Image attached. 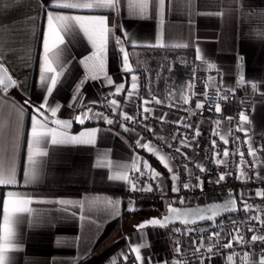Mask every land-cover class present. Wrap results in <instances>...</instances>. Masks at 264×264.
Wrapping results in <instances>:
<instances>
[{
    "label": "crops",
    "instance_id": "1",
    "mask_svg": "<svg viewBox=\"0 0 264 264\" xmlns=\"http://www.w3.org/2000/svg\"><path fill=\"white\" fill-rule=\"evenodd\" d=\"M42 2L44 0H0V61H5L9 74L20 85L10 88L7 93L0 91V158L15 159L19 181L18 186H0V225L3 223L2 201L7 198L8 191H18L34 198L30 205L33 214H22V222L18 225L17 242L22 250L10 253L12 264H129L124 261V255L134 258L135 254L130 248L139 244L150 245L141 248V255H150L153 264H199V261H204V264H258L260 252L264 250L245 251L248 253L247 260L244 259L245 252L181 259V254L191 256L194 247L208 245L204 236L196 234L201 230V225L187 227L192 229L191 232L179 224L165 228L150 226L137 232L134 225L150 215L161 214L168 203L177 201L175 204L188 205L203 200L178 203L176 192L171 191V173L159 160V156L164 155L168 158L169 166L174 167L169 155L146 138H143L142 143H149L153 152L137 146L135 141L141 135L136 134V131L125 132L119 126V115L112 114L111 110L109 114H104L116 121L112 125L103 120L90 119L86 121V126L73 123L71 130H65L71 136L85 129H98L94 145H53L48 138L42 145L47 155L36 157L39 167L36 181L29 185L23 183V172L28 166L27 142L31 137V115L34 114L23 102L30 98L35 104L42 95H47L39 81L43 32L47 29L46 11L41 10ZM55 3L56 0H52V4ZM166 3L163 28L164 43L168 45L166 48L146 46L156 43L161 33L159 17L153 18L151 9L148 18L134 16L128 10L127 0H123L118 11L101 10V13H110L109 26H114L116 36L117 31H120L121 38L125 39L122 34L126 31L135 41V47L124 45L129 52L133 70L134 56L157 52L185 55L190 61L188 72L192 74L195 67L197 76L208 78L211 89L220 88V96H227L236 89L240 91V104L248 116L244 125L247 143L251 145L257 138H264V0H193L191 5L188 0H166ZM47 10L56 11L54 8ZM217 12L222 15H216ZM62 14L89 13L70 10ZM66 43L70 55L65 58L71 60L70 73H66L67 79L61 77L63 85L57 86L49 101L53 107L56 104L61 106L56 117L69 119L82 110L80 105L68 107L73 103L72 97L77 95L75 86L89 75L79 61L90 56L94 49L82 32H78L74 39L66 38ZM177 44H187V47H172ZM197 47L201 60L195 59ZM209 64H215V68H209ZM105 71L116 83L123 79L126 90L131 91V74L122 72V54L112 39L107 46ZM241 75L244 84L240 83ZM253 83L257 84L256 89L251 87ZM171 89L170 92L162 93L145 90L147 98L144 99L150 100L154 95L169 104H190L191 89L187 85L180 88L173 86ZM109 91H114V86L106 85L101 75L96 81H85L79 98L84 103L100 102ZM127 91L120 96L107 98L117 99L120 109L129 114L134 95L129 99ZM182 96H188L189 103L185 104ZM96 105L92 106L93 112H98L94 109ZM147 107L152 110L144 113L147 117L154 115L160 118L167 114L166 120L180 119L168 112L155 111L151 103ZM47 126L57 128L48 123ZM205 126L206 123L201 126V136L189 141L190 147L182 149L191 157L189 160L197 165L201 163L205 145ZM154 133L165 141L169 138L168 131L155 129ZM98 161L104 162L106 166L98 168ZM144 161L148 162L151 169L161 173L160 179L166 194L158 204L129 197L131 191L126 181L109 179L114 173L127 170L129 179L135 180L139 173L134 171L133 165L144 171ZM256 166L258 173H264V163L260 159ZM147 171L149 175L140 177L138 181L141 186L150 179V170ZM154 181L160 183V180ZM257 190L263 189L246 193L239 200H244L250 206V211L264 221V198L255 195ZM93 197L119 199L121 204L118 211H113L104 205L102 199L92 203ZM60 199L72 200L73 203L61 205L57 203ZM129 200L133 201L131 205ZM80 202H83V207ZM129 206L134 207L135 211H128ZM241 208L244 209V206ZM176 228L180 232H175ZM196 241L200 243H194ZM177 247L182 248V251L177 253ZM229 255L233 256L232 261L227 259ZM132 264H136L134 259Z\"/></svg>",
    "mask_w": 264,
    "mask_h": 264
},
{
    "label": "snow or ice",
    "instance_id": "2",
    "mask_svg": "<svg viewBox=\"0 0 264 264\" xmlns=\"http://www.w3.org/2000/svg\"><path fill=\"white\" fill-rule=\"evenodd\" d=\"M170 2V0H168ZM193 0H188L189 5H191ZM123 3V0H56V3L53 5L52 0H44L41 4V10L46 11V19H47V29L43 32V55L40 58L39 62V81L40 86L43 90L46 91L47 95H42L41 100L35 104H33L29 99L24 100V105L29 106L34 113L31 115V137L27 142V168L23 172V183L25 185L32 184L36 181L39 167L38 161L36 159L37 156H46L47 152L42 150V145L50 138V142L53 145L57 144H77V145H94L96 143V135L98 129L91 128L85 129L81 131L78 135H67L66 131L69 129L73 123H79L80 125H84L86 121L90 119H99L103 120L109 125L114 124L116 121L109 118L108 115H105L101 112H93V105L99 103V101H90L88 103H84L80 100L81 88L83 87L86 80L90 79L92 81H96L100 78L101 75L104 77V83L108 86H114V91H109L106 93V97H116L120 96L126 90L125 83L123 79L121 82L116 83L113 78L107 74L105 71V58L106 51L109 40H114L115 45L119 46V52L122 54V72L125 74H131V91H127V96L129 99L133 97L134 94H137V81L138 76L133 74L134 70L130 64L129 52L125 50L124 45L129 44L133 47L136 46L135 41L131 39L129 34L125 31L122 35L125 39H122L121 36H116L114 34V26H109L108 14L110 13H101V10H111L118 11ZM127 7L129 12L134 16H139L141 18H148L149 10L151 9L153 18L159 17L161 33L157 38L156 43L146 45L147 47L152 48H166L168 45L164 43V17L165 10L167 7L166 0H127ZM49 8H54L56 11L47 10ZM77 10L88 12L86 15H68L62 14L63 11ZM216 15H222V13L217 12ZM78 32H82L83 36L87 38L88 42L91 44L94 51L90 56H86L79 61L80 64H83L87 72L88 76L85 77L84 80H81L75 86V91L77 95L72 97L73 103L69 104V108H75L77 105H80L82 110L79 111L74 118L69 119H55L52 120V117H56L57 113L60 110V105L56 104L54 107L51 106L49 101V97L53 96V92L57 89L58 85H63V81L61 77H65L67 79L66 73H70V59H66V55H70L68 44L66 43V38L72 37L73 39L78 34ZM70 42V41H69ZM144 46V45H141ZM172 47L184 48L187 47V44H177L172 45ZM196 60H201L200 49L196 48ZM241 59H243L241 57ZM209 68H215V64H209ZM171 71V67L167 69ZM195 73L190 78L187 87L189 89L194 88L195 81ZM211 79V77H209ZM240 83L244 84L243 75L240 76ZM18 81L13 79L12 75L9 74V69L5 67V61H0V91L7 93L9 88L19 87ZM253 89L257 88V84H251ZM218 98L223 100L227 99L226 96H219L220 88L216 89ZM208 86L205 85V99H207ZM138 95V94H137ZM183 102L185 104L189 103L188 96H182ZM162 104L163 101L157 99L154 95L151 97V100L144 99L142 101V112L140 115L143 116V119H148L147 115L144 113H150L152 110L147 107L149 103ZM106 107H109L111 113L119 115V126L125 131L130 132L134 131V129H130L125 122H131L133 124L138 123L137 117L133 115H129L127 112L120 109V105L117 99L113 98L107 101ZM171 107V105H169ZM204 104L201 102L195 103L196 109H203ZM119 109V112H118ZM21 114L23 113V108L20 109ZM222 109L219 103L215 104V113H221ZM50 113V115H49ZM164 114L160 117L161 122H169L165 120ZM195 115V112L192 113ZM227 121L231 122L233 117H226ZM43 121V122H42ZM248 121V116L245 112L241 111L239 113V122L237 124V131H245V123ZM54 123L57 128H50L47 126V123ZM177 125L183 124V127L186 129H193V135L191 137L183 136L179 140L180 147L176 148L175 151L183 157L185 160L191 159L182 149L188 148L191 146L189 143L190 140H195L197 137L201 136V131L198 127H194L192 124L184 123L183 118H180L176 121H173ZM214 124L216 125V129L213 130V136L218 137L220 141L223 142V145L227 146L229 144L228 136L230 133H221L219 131V126L221 124V120H215ZM147 131L152 132L153 129L147 127L145 125ZM172 139H176V136L173 135ZM238 140L239 137H236ZM143 137H138L136 139V145L147 149L150 152H153L154 149L150 146L149 143H142ZM168 148H171V144H167ZM211 147L214 150V156L220 157L221 153L217 148V140H211ZM248 155L253 157L252 163L255 164V156L256 149L249 145L247 149ZM233 155L239 156V162L237 163V169L239 170V175L236 176L237 180H243L245 178L251 179L243 169L242 166L246 165L247 161H245V153L236 150ZM222 156L224 159L217 158L215 159V163L219 165L227 164V158L229 157V150L227 147L224 148ZM159 160L163 163L164 167L171 173V180L173 182L171 191L179 192L180 188L177 186L179 181V174L174 171V167L169 166L168 158L164 155L159 156ZM98 168L106 166L104 162H97L96 165ZM185 170L191 175V170L187 168V164H185ZM199 168V171L205 172L206 169L200 165H196ZM133 169L135 172L139 173V176L135 178V180L129 179L128 171L122 170L114 173L109 177L111 180H120L126 181L128 183L129 191L131 192H152L153 186L151 183L145 182L143 186L138 183L140 177L148 176L150 170V179L152 180H160V183L157 184V187L162 191L163 189V181L160 179L161 173L150 168V165L147 161L143 162V169L140 167L133 165ZM231 172H221L215 183H220L225 181L228 176H230ZM258 179L264 181V176H260L258 173L256 174ZM196 183L193 184L191 181L183 183L184 189H194L200 188L203 191L204 182L200 180L199 177H196ZM19 181L17 178V167L15 164V159H4L0 158V186H18ZM244 193H240V196L243 197ZM257 197L264 198V190H257L255 192ZM7 198L3 199L2 207H3V223L0 225V264H12L13 258L10 256V253L21 251L22 248L20 243H18V225L22 222V214L27 213L28 215L33 214V208L30 205L34 202V198L28 196L25 193H21L18 191H8L6 193ZM86 200L88 198H85ZM101 199L106 207L112 209L113 211H118L121 201L119 199H112L109 197H93L91 198L92 203L100 202ZM184 198H181L178 203L183 204ZM57 203L61 205H69L72 204V200L60 199ZM133 201L129 200V205H131ZM173 203H177V201H173ZM80 206L83 207V202H80ZM245 212L250 211V206L245 204L244 209ZM128 211H135L134 207L129 206ZM237 209V201L235 198H230L225 201L222 205H211L204 209L201 208H186L180 209L173 207L172 204L168 206V215L164 216L162 219L160 218H151L147 221L140 222L135 225L134 228L137 232H141L148 226H159L161 228L167 227L170 223L175 220H179L181 224L186 226V230L191 232V228H187L189 225H193L197 220H209L215 222L217 216H220L222 212H236ZM205 212H210V215H205ZM249 222H255L260 219V217H248ZM233 232H230L228 235L230 239L227 240L226 243L219 245V247L227 248L229 250L232 249L234 244H244L245 239L244 236L240 232L239 220H233ZM218 227H223V225H217ZM253 227H249L248 231H254ZM175 232H180L179 228L174 230ZM221 236L220 232H213L208 239H219ZM142 238V237H141ZM129 239H131L129 237ZM251 242H253L255 246V242L258 240L264 241V235L257 236L252 235L250 237ZM194 243H200L196 241ZM150 245L147 244H139L135 247H131L130 251L134 253V258L129 257L127 254L124 255V261H128L129 264H132V261L136 262V264H153V258L150 255H141V248L148 247ZM202 246V245H201ZM177 253L182 251V248L177 247L175 249ZM208 252H213V247H208ZM200 254V248H193V255ZM229 261L233 260V256L229 255L227 257ZM244 259H248V253H244ZM123 264V262H122ZM199 264H204V261H199ZM258 264H264V252H260Z\"/></svg>",
    "mask_w": 264,
    "mask_h": 264
},
{
    "label": "built area",
    "instance_id": "3",
    "mask_svg": "<svg viewBox=\"0 0 264 264\" xmlns=\"http://www.w3.org/2000/svg\"><path fill=\"white\" fill-rule=\"evenodd\" d=\"M196 68L192 69V74L195 73V81L194 88L191 90V102L187 106L173 105L163 102L162 104L151 103V106L155 111H164L170 114L176 115L179 118H183L184 123L192 124L194 127H198L201 129L203 123H206L205 132L203 133L205 137V145L203 146V154L201 158L200 166L206 169L205 172L199 171V168L196 167V163L192 160H185L181 157L175 149L180 147L179 140L183 136L191 137L193 135V129H186L183 127V124L177 125L173 123V121L167 120L169 122H161L158 116H151L148 119H143L141 113V102L144 100V87L143 85L138 86L137 94H134L132 99V108L129 111V115H133L137 117L138 123L133 124L131 122H125L126 125L130 126L136 134L138 133L141 137L149 139L154 144H156L160 149L166 151V153L170 157V161L174 164L175 171L179 174V181L177 186L180 188L179 192L175 193V199L184 198L187 201H201L203 202L214 200L218 198H222L223 196H228L230 193H235L237 199L240 198V193H249L253 192L255 189H263L264 190V181L257 178V161L260 159L264 163V138L260 137L251 144L253 148L256 149L255 161L253 164V157L248 155L247 149L250 144L247 143L246 136L244 131H237V124L239 122V113L243 111V108L240 104V91L238 89L234 90L226 97L227 99H219L217 95V91L213 90L209 86V80L207 77H199L197 76ZM208 86L207 99H205V85ZM220 96V94H219ZM222 97V96H221ZM107 97H102L100 102L94 106V109L98 112L109 114L110 108L106 107ZM201 102L205 106L203 109H196L195 103ZM219 103L221 106V113H215V104ZM171 105V107L169 106ZM195 112V115L192 113ZM244 112V111H243ZM233 117L234 119L229 122L225 118ZM166 120V119H165ZM215 120H221V124L219 126V131L221 133H230L228 136L229 144L227 146L223 145V142L219 140L218 137L213 136V130L216 129V125L214 124ZM147 127L153 129L152 132L147 131L145 128ZM223 127V129H222ZM155 129H161L169 132V138L165 141L159 136H156L154 131ZM175 135L176 139H172V136ZM236 137H239L237 140ZM217 140V148L219 149L221 156L215 157L214 150L211 147V140ZM191 141V140H190ZM167 144H171L172 147L168 148ZM227 147L229 150V157L227 158V164L225 165H217L215 163V159L220 158L224 159L222 156L224 148ZM245 153V161H247L246 165L242 166L244 171L251 176V179H243L237 180L236 176L239 175V170L237 169V163L239 162V156L233 155L236 150ZM185 164H187V168L191 170V175L185 170ZM221 172H231L232 174L228 176V178L220 183H215L218 175ZM260 176H264V173H258ZM196 177H199L200 180L204 182L203 191L200 188L194 189H184L183 183L191 181V183L195 184ZM147 183H151L153 186L152 192H129L128 196L131 198H139V200H153L156 201L163 196H165V192L157 187V183L151 179H147ZM214 197V198H213ZM202 203V202H201ZM197 204V203H196ZM238 212L235 214H229L222 216L215 220V223L211 224L207 222L205 224H201V230L197 231V236H204L208 241V245L205 247H200V254L190 255L181 254V259L187 260L190 257H199L206 256L215 253H220L223 256H227L231 253H243L245 251H249L250 249H256L257 251L264 250V241L258 240L255 242V246L253 242H251L250 237L252 235L262 236L264 235V221L257 220L255 222H249L248 217H257L256 213L252 211L245 212L243 208H238ZM233 220H239V228L241 234L244 236L245 242L244 244H234L232 249L229 250L227 248L219 247L227 242L229 237V233L233 232ZM213 222V221H212ZM217 225H223V227H218ZM253 227L254 231H248L249 227ZM213 232H220L221 236L217 239H208L209 236L212 235ZM235 233L233 232V235ZM213 247V252H208V247Z\"/></svg>",
    "mask_w": 264,
    "mask_h": 264
},
{
    "label": "rangeland",
    "instance_id": "4",
    "mask_svg": "<svg viewBox=\"0 0 264 264\" xmlns=\"http://www.w3.org/2000/svg\"><path fill=\"white\" fill-rule=\"evenodd\" d=\"M187 58L183 54L174 52H157L155 54H143L139 57L134 56V74L138 76L137 88L143 85L144 97L147 98L145 90L162 93L172 91L171 88L173 86L180 88L187 85L192 77L188 72L190 61ZM169 67H171V71L167 70ZM148 201L154 204L159 203V199ZM239 203L240 207L245 205L242 199L239 200ZM210 223L213 224L215 222Z\"/></svg>",
    "mask_w": 264,
    "mask_h": 264
},
{
    "label": "water",
    "instance_id": "5",
    "mask_svg": "<svg viewBox=\"0 0 264 264\" xmlns=\"http://www.w3.org/2000/svg\"><path fill=\"white\" fill-rule=\"evenodd\" d=\"M9 89H8V91H9ZM51 119L52 120H55V119H64V118H61V117H52ZM48 124L53 125V126H56L54 123H51V122H48ZM72 128H73V124L67 130H71ZM230 194H231V198H235L236 199V201H237V209H238L239 208V201L237 199V196H235L236 194L235 193H230ZM230 194H228V196L227 195L226 196H223L222 198H218V199H214V200H209V201L202 202V203H197V204L179 205V204H175V203H168L166 205V207H165V211H163L161 214H159V215H150V216H148V217L140 220L137 224H139L140 222H143V221H147V220H149L151 218H160V219H162L164 216L168 215V206H169V204H172L173 207L180 208V209H186V208H191V209L201 208V209H204V208H206L208 206H211V205H222V204H224L225 201L230 198ZM237 212L238 211H236V212H222V214L220 216H217L216 219L221 218L224 215H228L229 216V214H235ZM204 214L205 215H210L211 213L210 212H205ZM207 222H209V220H197L195 224L189 225L187 227H193V226L205 224ZM178 224L180 226L186 227L185 225L181 224V222L179 220H175L174 222L170 223L168 226H170V225H178ZM148 227H150V226H148Z\"/></svg>",
    "mask_w": 264,
    "mask_h": 264
},
{
    "label": "trees",
    "instance_id": "6",
    "mask_svg": "<svg viewBox=\"0 0 264 264\" xmlns=\"http://www.w3.org/2000/svg\"><path fill=\"white\" fill-rule=\"evenodd\" d=\"M120 35H121L120 31H117V36H120ZM189 70H190V67H189ZM190 75H191V73H190ZM86 124H88V123H85V126H86Z\"/></svg>",
    "mask_w": 264,
    "mask_h": 264
}]
</instances>
